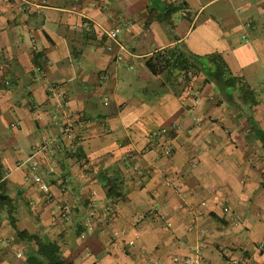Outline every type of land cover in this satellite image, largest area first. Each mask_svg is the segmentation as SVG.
I'll list each match as a JSON object with an SVG mask.
<instances>
[{
    "label": "crops",
    "instance_id": "crops-1",
    "mask_svg": "<svg viewBox=\"0 0 264 264\" xmlns=\"http://www.w3.org/2000/svg\"><path fill=\"white\" fill-rule=\"evenodd\" d=\"M34 1L0 0V264L47 260L22 230L74 264L194 249L264 264V0ZM175 46L220 53L258 103L204 74L153 75L146 60ZM114 168L126 198L112 203L100 175Z\"/></svg>",
    "mask_w": 264,
    "mask_h": 264
},
{
    "label": "trees",
    "instance_id": "trees-1",
    "mask_svg": "<svg viewBox=\"0 0 264 264\" xmlns=\"http://www.w3.org/2000/svg\"><path fill=\"white\" fill-rule=\"evenodd\" d=\"M170 6L167 8V12H170ZM166 16L163 17V20ZM166 20H164L165 22ZM167 22V21H166ZM170 25L171 24H167ZM146 66L153 75H160L162 73H177L175 77L177 79L188 80L187 72L191 74L206 75V80H215L219 85V89L222 94L227 97H238L244 106L249 109L255 106L257 101V92L242 77L234 76L225 60L220 53L214 52L205 56H199L185 52L182 48L177 46L164 48L161 51L155 52L146 60ZM175 73V74H176ZM252 122V121H251ZM256 124L253 122V127ZM164 132V131H163ZM166 132V131H165ZM257 136L264 141V130L257 129ZM113 175L109 176L108 172L100 175V179L103 183L106 191V196L112 203L118 199H125V194L122 192L119 185L120 171L118 168H114ZM0 179L2 180V173L0 172ZM1 186V184H0ZM3 192V191H2ZM0 192V200L5 203L8 199V195ZM13 226H15V220H12ZM20 236L24 239L35 238L38 242L40 251L47 257L46 261H38L36 264H74L71 261H66L59 251L58 245L53 241L43 243L40 241L39 236L30 234L26 230L18 231ZM36 260V259H35ZM31 261V257H28V262Z\"/></svg>",
    "mask_w": 264,
    "mask_h": 264
},
{
    "label": "built area",
    "instance_id": "built-area-1",
    "mask_svg": "<svg viewBox=\"0 0 264 264\" xmlns=\"http://www.w3.org/2000/svg\"><path fill=\"white\" fill-rule=\"evenodd\" d=\"M20 2H21V4L23 6H25V9H28L31 6H34V5H36V6H39L40 4L42 5V4H44L45 1L39 3V2H36L34 0H20ZM85 26L87 28H90V23L89 22H85ZM107 35L112 37V38H115V37H117V30L116 29H111L110 31L107 32ZM189 74H191L190 71H189ZM55 87H51V90L55 91L56 90ZM161 131L165 132V131H167V128H162ZM131 159H132V161L134 163L133 164L134 170L136 172L141 173V169H140V167L138 165V162L136 160L137 159V154L136 153L131 154ZM32 179L34 180V182L39 184L42 189H45V190L48 189V187H49L48 184L42 180L41 176H39V175L34 173V174H32ZM224 211L225 212H229L230 208L228 206H225L224 207ZM237 220H240V216H237ZM85 227L86 228H90L91 227V224H90L89 220L85 222ZM258 246L260 248L264 247V238L259 242ZM172 261L175 264H202L203 255H202L200 250L194 249L193 251H191L189 253H186V254H176V255H174L172 257ZM235 263L237 264L238 261H235Z\"/></svg>",
    "mask_w": 264,
    "mask_h": 264
}]
</instances>
